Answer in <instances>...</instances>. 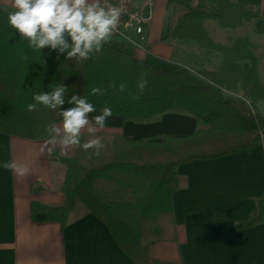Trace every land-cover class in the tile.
Here are the masks:
<instances>
[{
    "label": "trees",
    "instance_id": "1",
    "mask_svg": "<svg viewBox=\"0 0 264 264\" xmlns=\"http://www.w3.org/2000/svg\"><path fill=\"white\" fill-rule=\"evenodd\" d=\"M172 1L186 13L174 24L170 38L219 55L216 70L157 69L139 59L131 45L112 40L82 62L50 48L35 51L9 24L10 13L0 9V134L47 140L50 123L62 129L61 109L38 105L35 111L27 110L35 94L60 84L67 87L65 109L73 107L67 103L71 96L79 95L97 110L90 118L106 105L113 112L105 128L81 131V146L72 147L69 157L53 155L65 170L60 187L65 199L56 206L33 202L32 221L58 223L64 229L82 208L109 229L135 264H183L174 215L180 166L264 149V115L259 111L264 83L253 46L241 38L231 48L224 47L204 27L205 20H213L222 29H236L259 19L260 13L233 0H211L209 9ZM142 73L148 87L140 93ZM120 84L127 85L123 93ZM95 87L107 94L93 96ZM133 95L140 98L134 100ZM97 136L105 145L99 156L82 147ZM192 138L195 148L185 144ZM263 223L264 197L257 214L235 229L241 232Z\"/></svg>",
    "mask_w": 264,
    "mask_h": 264
},
{
    "label": "crops",
    "instance_id": "2",
    "mask_svg": "<svg viewBox=\"0 0 264 264\" xmlns=\"http://www.w3.org/2000/svg\"><path fill=\"white\" fill-rule=\"evenodd\" d=\"M184 2L193 8L211 6V0ZM233 2L258 11L261 17L236 29H222L213 20H205L204 27L216 43L227 48L237 39H248L264 83V0ZM140 3L150 5L151 17L139 59L157 69L186 67L188 61L192 71L218 68L219 55L170 38L186 9L172 0ZM0 9L15 11L13 0H0ZM45 141L0 134V264H135L109 229L84 209L64 229L58 223L32 221L33 202L56 206L65 199L60 190L65 170L53 155L69 157L72 148L64 156L59 144L51 152L43 148ZM11 161L27 165L30 172L16 176L3 167ZM178 175L181 187L174 195V215L183 264H264V223L241 232L235 229L257 214L258 201L264 197L263 147L217 160L193 161L180 166Z\"/></svg>",
    "mask_w": 264,
    "mask_h": 264
},
{
    "label": "clouds",
    "instance_id": "3",
    "mask_svg": "<svg viewBox=\"0 0 264 264\" xmlns=\"http://www.w3.org/2000/svg\"><path fill=\"white\" fill-rule=\"evenodd\" d=\"M13 7L15 11L9 14L8 22L22 39L28 40L30 48L35 51L45 48L58 50V55L67 53V58L78 62L87 61L102 51L103 45L117 31L123 13L122 7L106 3V0H13ZM110 87L115 88V85ZM147 87L146 73H142L137 88L143 93ZM126 90L127 85L120 84L119 91L123 93ZM66 91L67 87L60 84L50 92L35 94V103L27 106L30 112L37 110L38 105L49 110L61 109L59 115L63 118L62 129L56 123H50L47 126L49 138L43 148L51 152L59 144L61 155L64 156L68 155L69 148L81 146L83 129L87 128L89 133H95L97 127L105 128L107 120L113 115L111 107L106 105L99 115L90 118L89 114L97 110L86 96L79 95L71 96L67 103L73 107L65 109ZM91 94L106 95L107 90L95 87ZM132 98L138 100L140 97L133 95ZM261 143H264V137L261 138ZM104 146L102 138L98 136L82 145L85 150L94 149L96 156L101 154ZM3 167L18 177H24L30 172L27 165L17 161L7 162Z\"/></svg>",
    "mask_w": 264,
    "mask_h": 264
},
{
    "label": "built area",
    "instance_id": "4",
    "mask_svg": "<svg viewBox=\"0 0 264 264\" xmlns=\"http://www.w3.org/2000/svg\"><path fill=\"white\" fill-rule=\"evenodd\" d=\"M106 3L123 8L118 29L109 40L129 44L136 50H144L145 20L142 13L145 6L140 0H106Z\"/></svg>",
    "mask_w": 264,
    "mask_h": 264
},
{
    "label": "rangeland",
    "instance_id": "5",
    "mask_svg": "<svg viewBox=\"0 0 264 264\" xmlns=\"http://www.w3.org/2000/svg\"><path fill=\"white\" fill-rule=\"evenodd\" d=\"M148 24V21H145V25H147ZM137 56H141V50L139 49V50H137ZM141 52V53H140ZM184 66V65H183ZM182 66V67H183ZM186 67H191V61H188L187 63H186V65H185ZM259 111L264 115V107H261V108H259ZM201 129H206V128H204V127H200ZM185 144L188 146V147H190V148H195L196 147V141H195V139H189V140H186L185 141ZM82 209V208H81Z\"/></svg>",
    "mask_w": 264,
    "mask_h": 264
},
{
    "label": "water",
    "instance_id": "6",
    "mask_svg": "<svg viewBox=\"0 0 264 264\" xmlns=\"http://www.w3.org/2000/svg\"><path fill=\"white\" fill-rule=\"evenodd\" d=\"M142 15H143V19H144L145 21H149V19H150V17H151V7H150L149 4H148V5H145V7H144V9H143V13H142Z\"/></svg>",
    "mask_w": 264,
    "mask_h": 264
}]
</instances>
